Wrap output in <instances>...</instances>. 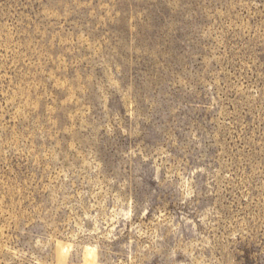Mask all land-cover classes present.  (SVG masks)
Wrapping results in <instances>:
<instances>
[{
    "label": "rangeland",
    "instance_id": "374dc122",
    "mask_svg": "<svg viewBox=\"0 0 264 264\" xmlns=\"http://www.w3.org/2000/svg\"><path fill=\"white\" fill-rule=\"evenodd\" d=\"M0 264H264V0H0Z\"/></svg>",
    "mask_w": 264,
    "mask_h": 264
}]
</instances>
